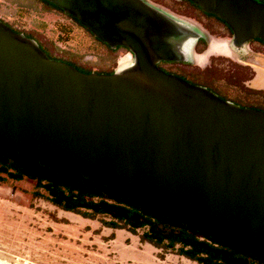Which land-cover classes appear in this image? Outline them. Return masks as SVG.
I'll return each instance as SVG.
<instances>
[{"label": "water", "instance_id": "obj_1", "mask_svg": "<svg viewBox=\"0 0 264 264\" xmlns=\"http://www.w3.org/2000/svg\"><path fill=\"white\" fill-rule=\"evenodd\" d=\"M192 1L235 43L264 41V3ZM55 3L133 60L83 72L0 19V148L264 260V110L157 66L202 33L143 0Z\"/></svg>", "mask_w": 264, "mask_h": 264}, {"label": "rangeland", "instance_id": "obj_2", "mask_svg": "<svg viewBox=\"0 0 264 264\" xmlns=\"http://www.w3.org/2000/svg\"><path fill=\"white\" fill-rule=\"evenodd\" d=\"M160 3L175 14L186 12L184 15L193 22L205 28L208 26L212 36L224 37L228 34L222 32L221 24L206 20L197 10L176 5L172 0H161ZM0 17L33 33L49 46L56 57L73 61L87 71L117 69L119 64L124 65L133 60L130 52L124 49L116 52L108 50L78 22L35 0H0ZM212 39L213 43L225 42L224 39ZM213 43L210 50L213 55H217L214 64L208 78L204 79L200 74L199 79L208 82L233 101L264 109V92L252 93L240 89L241 79L248 78L252 73L240 61L252 60L258 52L264 54V46L252 43V56L236 53L227 56L224 55L228 54L225 45L214 47ZM204 48L205 45H201L199 50ZM198 56V62L191 65L193 70L204 65L205 59ZM261 61L264 62V58ZM1 185L0 258L13 264H198L168 249L142 243L140 236L148 227L138 228L136 234L127 229L111 230L104 225L113 219L110 215L93 214L82 209V213L94 217L90 218L91 222H87L79 213L54 206L46 188L36 190L26 179L16 181L0 172ZM51 219L62 225L55 227L49 224ZM119 225L127 226L124 222ZM158 226L165 232L174 229L161 224ZM112 233L115 234V241H109ZM159 253L165 254V258H159Z\"/></svg>", "mask_w": 264, "mask_h": 264}, {"label": "trees", "instance_id": "obj_3", "mask_svg": "<svg viewBox=\"0 0 264 264\" xmlns=\"http://www.w3.org/2000/svg\"><path fill=\"white\" fill-rule=\"evenodd\" d=\"M0 172L16 181L26 179L36 190L46 188L50 193L49 200L64 210L91 219L94 218L92 215L82 213L81 210L110 215L113 219L104 223L108 227L127 229L134 234L138 228L148 227V230L140 236L142 243H150L158 249H168L171 253L185 256L198 264H264L262 259L224 241L181 226L170 218L145 210L92 181L66 177L40 168L11 156L1 148ZM120 222H124L127 226L119 225ZM159 224L174 229L170 228L169 232H165L159 228ZM113 238H115L114 233L109 239ZM158 256L161 259L165 258L163 253H159Z\"/></svg>", "mask_w": 264, "mask_h": 264}, {"label": "flooded vegetation", "instance_id": "obj_4", "mask_svg": "<svg viewBox=\"0 0 264 264\" xmlns=\"http://www.w3.org/2000/svg\"><path fill=\"white\" fill-rule=\"evenodd\" d=\"M35 1L39 2L42 5H45L46 7L50 8L52 10H56V11H59L61 13H64L68 17H70L73 20H75L76 22H78L79 25H81L85 30H87L94 37V39L97 42H99L100 44L105 46L108 50L116 52L120 49H124V50L130 52V54L132 56H134L133 51L129 47L124 46V45L112 46L109 43L98 38L90 29H88L85 25H83L76 17H74L72 14L68 13L65 9H63L58 4L55 3V1H61V0H35ZM143 1L152 5V6L157 7L158 9H161V10L167 12L168 14H170L172 16H175L179 19L190 22L191 24H193V26L195 28H197L202 33V36L199 37V39L193 45V48H192L191 54H190V59H187V60L161 59L157 63V66L161 70L165 71L168 74H175V75H177V76H179V77H181V78H183L189 82H192L194 84L206 86L207 88L213 90L214 92H216L218 95H220L224 99L232 101L229 97L222 94L215 87L208 84V82H203L199 79L200 74L202 75V77L204 79L208 78L207 76L209 74V71L212 68V65L214 64L213 61L215 59V56H217V55H213L212 50H210V45L214 42V41H212L213 40L212 37L225 40V42H222V43L221 42L218 43L216 41V43H213V46L214 47H220V46H222L221 44L225 45V48L228 51V54H224V55H227V56H233V53H236V54L241 55V56H249V55L252 56L254 54L250 53V51H251L250 45L252 43H258V44H261L264 46V41L261 39H251V40L246 41L243 44L235 43L234 32L230 28V26L228 24H226V22H224L220 18L216 17L215 15L206 12L203 8H201L200 6L195 4L192 0H172V1L176 5H184L188 8L190 7L194 10L199 11L201 13V15L206 20L221 24L220 29L222 30L223 33L227 32L228 33L227 36H224V37L212 36L213 34L210 33V31H209L210 28L208 26L205 28V27L200 26L196 22H193L192 20H190V18H188L187 16L184 15V13H186V12H183L182 14H175V13L171 12L170 10L165 8L163 5H161V3H160L161 0H143ZM256 1L264 3V0H256ZM0 19L3 20L4 22H6L14 31L19 32V33H24L25 35L35 39L38 42V44L41 46V48L51 58L68 62V63L76 66L78 69H80L83 72H97V71H87V70L81 68L79 65H77L73 61L66 60L64 58L56 57L52 53L49 46L45 42H43L42 40L35 37V35L33 33L27 31L26 29L20 28L18 25L15 26L13 22L9 23V21L5 20L3 17H0ZM201 45H205V48L203 50H199V47ZM198 55H201V58L205 59L203 62L204 65L201 68L199 67L198 69L193 70V69H191V65H193V63L197 61V57H199ZM261 55H264V54H262L261 52H258L257 55L254 56V59L252 58V60L250 59L248 61H242V60L240 61L242 66L250 69L252 72L251 76H249L248 78L241 79V83H240V89L241 90L250 91L252 93L264 92V62L261 61V59H263L264 56H261ZM252 61H254V62L252 63ZM115 70H116V68L113 67L109 70L99 71V73L111 74V73H114ZM233 102H235V103H237L243 107H252V108L264 110L263 108H260V107L245 106V105H242L236 101H233ZM64 211H67V210H64ZM70 212H72V211H70ZM106 227H108V226H106ZM109 228H111V227H109Z\"/></svg>", "mask_w": 264, "mask_h": 264}, {"label": "crops", "instance_id": "obj_5", "mask_svg": "<svg viewBox=\"0 0 264 264\" xmlns=\"http://www.w3.org/2000/svg\"><path fill=\"white\" fill-rule=\"evenodd\" d=\"M0 191H3V186L1 185L0 186ZM9 192V191H8ZM54 206H56V205H54ZM56 207H58V206H56ZM51 220H53V219H51ZM50 220V222H49V224H53L55 227H56V225L58 226H60V225H62V224H60L61 222H58V221H56V220H53V221H51ZM85 220L87 221V222H91L92 220L90 219V218H85ZM66 224V223H65ZM108 229H114V228H109V227H107ZM110 240H116V237L115 238H113V239H109V241ZM148 244H150V243H148ZM152 245V244H151ZM155 247V246H154ZM182 257H184L186 260H189V261H193V260H191V259H189V258H187V257H185V256H182Z\"/></svg>", "mask_w": 264, "mask_h": 264}, {"label": "bare ground", "instance_id": "obj_6", "mask_svg": "<svg viewBox=\"0 0 264 264\" xmlns=\"http://www.w3.org/2000/svg\"><path fill=\"white\" fill-rule=\"evenodd\" d=\"M0 264H13L5 259L0 258Z\"/></svg>", "mask_w": 264, "mask_h": 264}]
</instances>
